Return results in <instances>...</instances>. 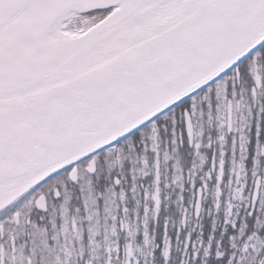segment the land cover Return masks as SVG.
<instances>
[{
    "label": "snow or ice",
    "instance_id": "1",
    "mask_svg": "<svg viewBox=\"0 0 264 264\" xmlns=\"http://www.w3.org/2000/svg\"><path fill=\"white\" fill-rule=\"evenodd\" d=\"M169 122L187 131L186 163L209 154L205 169L193 160L187 180L174 177L181 193L185 183L195 193L193 217L200 220L213 180L217 202L183 236L176 229L173 239L166 222L162 248L149 257L264 264V0H0V238L9 236L0 264H31L14 242L16 228L37 226L30 213L50 220L81 171L104 185L95 161ZM227 156L240 160L229 185L243 207L221 213ZM110 183L122 187L119 176ZM177 199L183 205L186 196ZM91 204L107 210L103 197ZM181 212L187 220L188 208ZM82 223L90 236L87 211ZM94 259L89 253L87 264Z\"/></svg>",
    "mask_w": 264,
    "mask_h": 264
},
{
    "label": "trees",
    "instance_id": "2",
    "mask_svg": "<svg viewBox=\"0 0 264 264\" xmlns=\"http://www.w3.org/2000/svg\"><path fill=\"white\" fill-rule=\"evenodd\" d=\"M179 123L175 126L171 122L167 125L160 123L155 132L152 129L145 130L140 140L133 138L131 145L128 142L119 145L118 150L112 149L113 152L105 156L106 158L103 156L104 159L95 161L96 176L103 178L106 182L104 185H100L98 180L93 179L86 171H81L77 188H69L66 200L55 210L54 220L50 223L69 232V235H66L69 238L62 235V239L70 242L69 246L73 254H76V259L68 264H87L79 261V253L84 247L88 251L91 249V253L97 258L96 249L101 243L104 247L105 244H121L124 251L127 247L133 264H159V257L151 258L149 253L154 251V246L162 248L161 237L166 222L169 234L174 239L176 229L185 234L186 229L207 220V202L214 192L218 193L216 183L210 182L208 191L204 193L203 214L197 221L193 216L189 217L191 208L188 203L194 191L185 183L184 192L181 193L179 182L174 179L180 174L187 180V169L193 160L196 165L199 163L198 171L205 169L202 162L209 160L207 151L201 150L199 155L193 154L188 157L187 163L185 162L189 150L186 147L181 150L180 138L183 137L185 145L187 142L184 131L181 133L179 130ZM174 138L176 144L172 143ZM153 143L156 144V151H152ZM177 164L183 172L178 173L175 170L174 165ZM115 176L121 178V188H116L110 183ZM222 190L225 195L224 184ZM121 193L124 195L121 196ZM180 195L186 196L183 205L178 204L177 198ZM224 195L219 198L222 202ZM99 197H103L107 202V210L92 206L91 202ZM85 204L88 205L87 209ZM182 207L188 208L190 220L186 221L185 230H181ZM86 211L93 217L90 236L86 232L87 225L82 223ZM220 219L221 216L217 215V223ZM231 235L240 238L238 232ZM238 247H242V244ZM96 261L97 259H94L92 264H99ZM103 264H106L105 260Z\"/></svg>",
    "mask_w": 264,
    "mask_h": 264
},
{
    "label": "flooded vegetation",
    "instance_id": "3",
    "mask_svg": "<svg viewBox=\"0 0 264 264\" xmlns=\"http://www.w3.org/2000/svg\"><path fill=\"white\" fill-rule=\"evenodd\" d=\"M179 130L181 133L184 131L186 142H187V136L185 133V127L182 122L179 123ZM200 132L199 128V122L198 120H194L193 123V143L198 141V135L197 133ZM208 161H203V167L206 168ZM199 165V163H197ZM223 171V184L226 189V193L223 198V202L219 199L220 203V210L221 213H223L229 204H231L232 208L231 210L235 212L238 208L243 207V201L239 198L234 196L235 189L229 185V178H231L233 181H235V178L237 175L242 174V169L240 167V160L238 156H227L224 158V163L222 167ZM213 182L216 183L215 180ZM204 195V194H203ZM195 196V193L191 197L190 204L193 202V198ZM217 193L214 192L209 200H211V203H209L208 200V210L213 208V204L217 202ZM191 208V206H190ZM203 197H202V210H203ZM16 215H19V213H16ZM32 222L36 224V227H31L25 225L22 228H16V236L14 238L15 242V249L17 255H23L26 259L31 260V264H68L69 262H72L73 259H76V254L72 252L69 244L70 242L66 239H62V235H64V238H69L66 235H69L68 231L63 230L62 227L50 225V223L54 220L55 211L50 212V220H46L43 223H38V215L33 211L30 213ZM192 215V208H191V214H189V217ZM215 215V219H216ZM195 219V218H194ZM196 220V219H195ZM181 230H185L186 221H189V219L185 220L184 216L181 219ZM188 222V223H189ZM189 227V226H188ZM61 229V230H60ZM184 235V232L182 231L181 236ZM55 237V239H53ZM9 240V236L7 233L3 235L2 238H0V244L7 245V242ZM110 246L108 244H105V247L99 245L96 249L97 252V261L99 264H103L104 260L107 261V258L109 256L115 255L116 251L120 250L119 260L113 258L112 264H126V262L132 263L130 250H127V247L124 251L121 244L119 245ZM84 258L81 260L80 263H85L88 260V255L91 253V249L88 251L86 247L83 249ZM92 254V253H91ZM126 257H128L126 259Z\"/></svg>",
    "mask_w": 264,
    "mask_h": 264
},
{
    "label": "rangeland",
    "instance_id": "4",
    "mask_svg": "<svg viewBox=\"0 0 264 264\" xmlns=\"http://www.w3.org/2000/svg\"><path fill=\"white\" fill-rule=\"evenodd\" d=\"M113 151L111 150L110 152H109V154H111ZM104 158H106L105 156H104ZM118 165H119V163L118 164H116V166L118 167ZM133 260V259H132ZM134 263V261H132V263L131 264H133ZM126 264H130V262H126Z\"/></svg>",
    "mask_w": 264,
    "mask_h": 264
},
{
    "label": "water",
    "instance_id": "5",
    "mask_svg": "<svg viewBox=\"0 0 264 264\" xmlns=\"http://www.w3.org/2000/svg\"><path fill=\"white\" fill-rule=\"evenodd\" d=\"M185 132H186V135H187V131H186V129H185ZM187 139H188V135H187Z\"/></svg>",
    "mask_w": 264,
    "mask_h": 264
}]
</instances>
